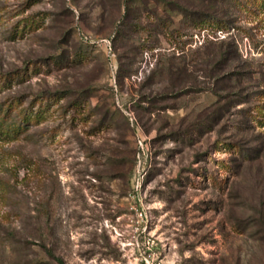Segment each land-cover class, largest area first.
<instances>
[{
    "label": "rangeland",
    "instance_id": "obj_1",
    "mask_svg": "<svg viewBox=\"0 0 264 264\" xmlns=\"http://www.w3.org/2000/svg\"><path fill=\"white\" fill-rule=\"evenodd\" d=\"M8 104L0 264H264V0H0Z\"/></svg>",
    "mask_w": 264,
    "mask_h": 264
},
{
    "label": "trees",
    "instance_id": "obj_2",
    "mask_svg": "<svg viewBox=\"0 0 264 264\" xmlns=\"http://www.w3.org/2000/svg\"><path fill=\"white\" fill-rule=\"evenodd\" d=\"M169 8L172 12L182 14L184 16L183 19L188 21L190 25H198L204 21H209V22L216 21L219 24V26L223 27V26H227L231 21V20L219 18L218 16L213 17L210 15V13L201 12L200 10L187 9V8L178 9L175 8L174 5H169ZM59 61L60 59L57 58L55 59L56 63H58ZM73 61L75 62L76 60L72 59V57L69 56L68 53L65 58V63L71 64ZM3 76L7 77L9 76V74H3ZM49 96L51 95H48V97ZM41 98L43 99L44 96ZM11 113H12V104H8V107L6 109H3L2 106H0V129H2V127L4 128L8 127L6 132H20L24 129L28 131L30 125L39 123V120H37L39 119V111L33 114L32 106L30 108H26L25 110L19 111V113L17 114V116L21 118L19 121L16 120L9 121V117L11 116ZM1 131L2 130H0V132ZM239 149L241 151V147Z\"/></svg>",
    "mask_w": 264,
    "mask_h": 264
},
{
    "label": "built area",
    "instance_id": "obj_3",
    "mask_svg": "<svg viewBox=\"0 0 264 264\" xmlns=\"http://www.w3.org/2000/svg\"><path fill=\"white\" fill-rule=\"evenodd\" d=\"M225 31L223 29H218L217 31V37H225L226 34L224 33ZM204 37V36H203ZM204 39V38H203ZM196 40H201V36L199 33H196Z\"/></svg>",
    "mask_w": 264,
    "mask_h": 264
}]
</instances>
